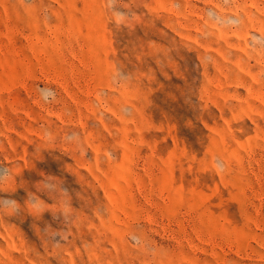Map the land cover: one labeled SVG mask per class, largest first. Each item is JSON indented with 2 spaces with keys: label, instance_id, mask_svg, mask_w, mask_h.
Listing matches in <instances>:
<instances>
[{
  "label": "rangeland",
  "instance_id": "rangeland-1",
  "mask_svg": "<svg viewBox=\"0 0 264 264\" xmlns=\"http://www.w3.org/2000/svg\"><path fill=\"white\" fill-rule=\"evenodd\" d=\"M0 264H264V0H0Z\"/></svg>",
  "mask_w": 264,
  "mask_h": 264
}]
</instances>
